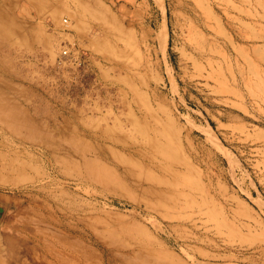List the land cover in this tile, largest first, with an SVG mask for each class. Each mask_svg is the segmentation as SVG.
Returning a JSON list of instances; mask_svg holds the SVG:
<instances>
[{"label":"rangeland","instance_id":"1","mask_svg":"<svg viewBox=\"0 0 264 264\" xmlns=\"http://www.w3.org/2000/svg\"><path fill=\"white\" fill-rule=\"evenodd\" d=\"M5 1L0 264H264V0ZM200 20L211 85L189 57ZM141 147L181 171H141ZM148 187L176 189L184 219Z\"/></svg>","mask_w":264,"mask_h":264},{"label":"bare ground","instance_id":"2","mask_svg":"<svg viewBox=\"0 0 264 264\" xmlns=\"http://www.w3.org/2000/svg\"><path fill=\"white\" fill-rule=\"evenodd\" d=\"M8 1V0H6ZM5 1V2H6ZM56 1V0H55ZM205 3V2H204ZM7 5V4H5ZM2 6V5H1ZM4 7H0V9H2ZM6 8V6H5ZM7 9V8H6ZM3 10V9H2ZM0 10V12L2 11ZM4 13V10H3ZM8 13V12H7ZM2 17H5L2 13H0ZM6 18L8 19V17L6 16ZM3 19V18H2ZM4 20V19H3ZM2 21V20H1ZM202 23V24H201ZM4 25V24H3ZM208 22L200 20L194 28L193 31V35H192V39H191V46L193 47V51L191 53V55L189 56L190 59L193 61L194 65H196L201 71H202V77L205 80V83L207 85H211L212 82H217L221 79V73H218V70L216 68V62L219 60L218 59V50L215 47L214 42L210 39L209 34V27H208ZM231 40V39H230ZM119 54V53H118ZM129 56V55H128ZM121 58L123 59V56H121ZM127 59V58H124ZM4 70V69H3ZM196 71V70H195ZM109 130H107L108 132ZM102 133V132H101ZM94 134V133H93ZM97 134V133H96ZM111 134V133H110ZM98 135V134H97ZM106 135V134H105ZM116 135V134H115ZM99 136V135H98ZM102 137V136H100ZM105 137V136H103ZM140 137V136H139ZM106 138V137H105ZM10 142V141H8ZM106 143V142H105ZM25 144V143H24ZM32 144V142H31ZM33 148V147H32ZM37 148V147H36ZM39 148V147H38ZM95 149L98 151V154H100V156H105V157H111L113 159V161L115 160V164L117 165H123V162H126L125 158L120 157L117 153L116 150H114V148L110 147L107 144H103V143H99L97 145H95ZM149 149V148H148ZM127 151L129 152H133L134 155H137L138 157L141 158H148L151 159L149 160L146 164L144 165V170L142 169L141 171H181V170H176L172 167L166 166L164 169L163 163L160 162L158 157H154L155 154H160V152L164 153L162 149L160 148H156L155 152H152L150 150L145 151V149L143 150L142 147L141 149H137V148H126ZM50 151V150H49ZM46 156V155H45ZM165 156V155H164ZM48 157V156H47ZM51 157V156H50ZM94 157V156H93ZM60 159V158H59ZM50 160V159H49ZM5 161V160H4ZM146 161V160H145ZM89 164V172L92 173L93 175H95V178L101 179L103 177V173L102 171H106L105 169H101L99 168L97 165L93 166L90 165V162H88ZM118 167V166H117ZM176 168V167H175ZM120 171V170H119ZM124 171H128L129 174L131 175H136L133 171H137L134 169V166H125L124 165ZM46 172V171H45ZM122 172V171H121ZM47 174V173H46ZM123 174V173H122ZM139 177H141V174H137ZM126 177V175H124ZM45 177V176H44ZM123 177V176H122ZM40 178V177H38ZM127 178V177H126ZM46 179V177H45ZM135 179V178H134ZM136 181V180H135ZM160 183V180L158 181ZM42 183V182H41ZM95 183V182H94ZM146 184V183H145ZM199 184V183H198ZM197 184V186H198ZM139 185V184H138ZM143 186V185H142ZM182 187V186H181ZM187 187V186H186ZM181 189V188H180ZM187 188H185L186 190ZM201 189V188H200ZM157 189L155 187H148L145 191L148 192L150 195H152L153 197L156 198V200L158 201V205L159 207H161L162 209V216L170 221H172V223L174 222V220L176 219H184V216L181 215L180 213H178L181 210H178L177 207L179 206V201L177 199L176 194L179 193L176 189H162L159 191H156ZM183 190V189H181ZM192 194V193H191ZM193 195V194H192ZM150 196V197H152ZM180 196V195H179ZM183 197V196H182ZM191 197V196H190ZM197 198V196H196ZM181 200V197L180 199ZM194 200V199H193ZM133 202L135 203H139L141 204L142 201L140 199L137 198H133L132 199ZM185 201V199H184ZM182 201V202H184ZM199 201V200H198ZM181 202V201H180ZM201 203V202H200ZM182 204V203H181ZM188 204L193 207L196 206V202L195 200L192 201L191 198H188ZM183 205V204H182ZM185 205V204H184ZM186 206V205H185ZM198 206V205H197ZM172 208H174L172 211H170ZM197 208V207H196ZM189 209V208H188ZM150 210V209H149ZM187 210V209H186ZM154 211V210H153ZM188 211V210H187ZM151 213V212H150ZM212 213L211 210H205V207L199 206L198 211H197V217H192L189 220H191V222L195 223V225H197L200 221H203L204 218L207 217H211ZM150 216V215H149ZM151 217V216H150ZM153 217V216H152ZM155 217V216H154ZM165 220V219H164ZM156 221V220H155ZM177 222V221H176ZM198 222V223H197ZM179 223V222H178ZM89 224V223H88ZM180 224V223H179ZM189 224V223H188ZM174 225V223H173ZM203 225V224H202ZM196 227V226H194ZM111 228V227H110ZM197 229V227H196ZM191 230V229H190ZM125 231V230H124ZM190 235V234H189ZM197 235V234H196ZM138 236V235H137ZM147 236V235H146ZM194 236V235H193ZM123 237V235H122ZM199 237V236H198ZM139 238V237H138ZM197 238V237H196ZM190 239V238H189ZM188 240V239H187ZM135 241V240H134ZM146 241V240H145ZM141 246V245H140ZM62 247V246H61ZM138 247V245H137ZM123 248V247H122ZM144 253V251L142 252ZM150 254V253H149ZM123 261V260H122Z\"/></svg>","mask_w":264,"mask_h":264},{"label":"built area","instance_id":"3","mask_svg":"<svg viewBox=\"0 0 264 264\" xmlns=\"http://www.w3.org/2000/svg\"><path fill=\"white\" fill-rule=\"evenodd\" d=\"M68 52V50H65V53H67Z\"/></svg>","mask_w":264,"mask_h":264}]
</instances>
